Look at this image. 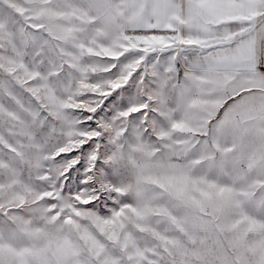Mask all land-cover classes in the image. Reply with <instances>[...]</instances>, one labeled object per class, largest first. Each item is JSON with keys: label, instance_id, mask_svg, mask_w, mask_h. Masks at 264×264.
Wrapping results in <instances>:
<instances>
[{"label": "snow or ice", "instance_id": "obj_1", "mask_svg": "<svg viewBox=\"0 0 264 264\" xmlns=\"http://www.w3.org/2000/svg\"><path fill=\"white\" fill-rule=\"evenodd\" d=\"M0 264H264V0H0Z\"/></svg>", "mask_w": 264, "mask_h": 264}]
</instances>
